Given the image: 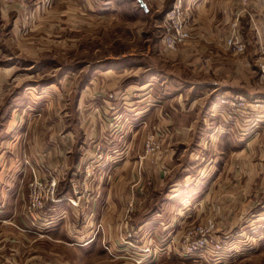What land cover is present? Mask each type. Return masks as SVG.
I'll list each match as a JSON object with an SVG mask.
<instances>
[{"label":"crops","instance_id":"0c3cea01","mask_svg":"<svg viewBox=\"0 0 264 264\" xmlns=\"http://www.w3.org/2000/svg\"><path fill=\"white\" fill-rule=\"evenodd\" d=\"M167 1H153L155 7L152 11H159L168 3ZM182 1L189 11L188 26L191 37L174 51L156 50L155 57V60L171 65V70L176 65L183 67V69L178 68L177 76L184 79L178 95L173 101L169 98L160 100L155 94L151 97L150 93L161 91L163 86L162 83H153L149 78L141 83L121 86L117 90L135 91L138 96L146 95L147 99L144 98L146 103L141 102L139 97L138 100L127 103L130 110L127 119L129 118L133 125L138 124L139 120L134 118L140 115L139 111L146 105L150 114L147 122L163 124L167 128L164 139L171 145L162 150L157 162L160 165L154 166L151 163L148 165L147 184L141 182L137 174V161L132 159L129 163L126 161L127 165H125L126 162L124 164L122 159L114 157L110 164L102 160L97 161L93 179L90 178L91 181L87 185L83 181L80 186H84L85 189L74 195L70 190L71 185L73 186L71 179L75 183L82 180L84 175L82 165L86 159L93 156V144L85 152L80 151L79 155H73L70 152L75 150L74 127L61 132L58 114L50 119L49 116H41L48 124L45 134L38 127L41 117H36L35 112H31L32 116L29 117L28 104L20 106V102L7 100L6 90H2L3 85L0 84V260L3 261L0 264L7 262L9 264H107L111 259H107L108 255L103 246L97 247L94 240L89 242L88 239L94 234L99 237V241L100 237H104L107 249L116 255L122 253L123 247L119 246V241L122 240L121 219L125 198L127 199L124 196V188L132 187L140 194L141 189L146 186L153 192L144 198H160L161 210L170 207L172 201L185 205L186 208L190 199L197 198L194 195L196 186L193 183L198 182V179L193 182L192 173L199 171L229 173L236 169L237 165L233 162L236 151L230 147V141L245 139L249 134L247 129L251 121L245 113H239L240 109L236 108L233 109L232 116L227 115L226 118L224 112L227 105L221 100L235 96L243 99L258 96L254 98L264 100V85L260 86L256 79V61L259 53L264 51V0ZM121 4L123 2L118 3ZM39 7L35 5L33 10ZM144 11L148 12L151 9L145 4ZM15 15L9 9V5L0 0V23L6 24L9 16ZM12 20L8 22L13 28L17 20ZM232 23L236 24L237 31L245 41V49L241 53L233 52L225 45V38L231 31ZM160 69L152 67L147 74L157 75L161 73ZM158 75L162 76V74ZM111 103L104 99L99 103V107L106 111L111 107ZM96 104L97 102L92 101L87 103L86 107ZM23 107L26 110L19 112L18 109L23 110ZM168 107L173 110L169 112ZM198 107L204 108L203 115L189 118L188 116ZM153 108L157 116H154ZM117 115L113 118L116 122L121 121L122 117ZM105 119L107 116L86 117L83 131L85 134L88 133L87 137H93L94 141L100 140L99 135L95 136L92 133L93 124H105ZM259 134L261 136L262 131ZM23 135L25 138L22 140ZM190 140L198 142L196 147L191 148L192 150L183 146L177 151L173 147L175 141ZM205 140H209L208 145ZM201 142L203 145L199 146ZM215 143L217 148H214ZM115 154L120 155L121 149L118 148ZM184 156H187L186 159H183ZM245 164H243L244 173ZM238 166L241 168V163ZM248 166L250 167V162ZM32 174L40 180L49 177L56 179L60 194H57L59 200L48 202L35 214L27 212L24 207L26 182ZM213 180L214 178L210 179L208 188L214 184ZM227 182L229 185L235 184L233 181ZM242 183L248 188L251 187L250 180L244 179ZM220 185L218 181L217 186ZM245 199L246 196L244 201ZM70 200L77 204H72ZM247 201L251 202V198L249 197ZM183 207L180 206V209L183 210ZM160 209L155 210L156 216L161 214ZM182 210L177 218L179 222L192 216V213ZM159 217H143L139 220L135 216L133 219L135 224H132L135 226L138 222L139 230L143 228L155 234L153 232L155 228L160 230L168 223ZM249 220L251 218L245 221L249 224ZM98 222L100 228L95 227ZM93 232L95 233L92 234ZM262 238L255 244L251 242L253 237L248 235V240L244 241L243 245H236L234 238L228 239L223 249L226 259L222 264H264V236ZM95 251L99 252V258H92ZM174 251L170 256L177 257L178 260L163 262L149 260L143 264L192 263L187 260L193 255L180 257ZM166 255L159 254V256ZM194 258H198L197 261L204 264L213 262H206L204 255H195Z\"/></svg>","mask_w":264,"mask_h":264},{"label":"rangeland","instance_id":"374dc122","mask_svg":"<svg viewBox=\"0 0 264 264\" xmlns=\"http://www.w3.org/2000/svg\"><path fill=\"white\" fill-rule=\"evenodd\" d=\"M153 1L155 0H143L151 9L145 12L137 0H15L10 2L9 9L16 15L9 16L6 24L0 23V84L3 85L2 90H6L5 98L20 102V106L28 104L29 117L32 116L31 112H35L36 117L49 116V119L58 114L61 132L74 127L75 150L70 152L73 155H79L80 151L85 152L93 144V156L86 159L82 165L84 174L82 180L75 183L71 179L73 186L71 185L70 190L74 195L85 189L84 186H80L83 181L87 185L91 181L89 179H93L95 165L100 160L110 164L114 157L122 159L124 164L132 159L137 161V174L141 182L147 184L148 165L150 163L154 166L160 165L157 162L162 150L171 145L164 139L167 132L166 125L147 122L150 114L146 105L139 111L140 115L134 118L139 120L138 124L133 125L132 121L127 119L130 114L127 103L138 97L141 102L146 103L144 100L146 95L138 96L135 91H117L121 86L141 83L149 78L153 83H162L163 86L161 91L150 93L151 97L155 94L160 100L169 98L173 101L183 84L184 79L177 76L180 66L176 65L171 70V65L155 60L158 49L170 51L160 42L159 34L162 17L172 7L174 0H168L159 11H152L155 7ZM120 2L123 4L118 5ZM35 5L40 7L33 10ZM12 19L17 20L13 28L8 22V20L12 22ZM152 67L161 68V73L158 74L162 76L147 74ZM256 79L260 86L264 85L258 80L257 71ZM254 97L258 96H253L251 99ZM104 99L112 102L111 107L106 111L99 107V103ZM92 101L97 104L87 108V103ZM168 108L169 112L173 110L171 107ZM161 109L163 113V108ZM25 110V108L18 109L19 112ZM152 111L155 113L154 116H157L154 108ZM203 112L204 108L198 107L188 117H201ZM239 113H245L250 118L251 124L245 139L230 141V147L236 151V156L233 158V162L237 165L236 169L229 173L211 171L192 173L193 182L198 179V182L193 183L196 186L194 195L197 198L190 199L186 208L185 205L172 201L170 207L161 210L160 198H144L153 192L146 186L140 188V194L132 187L124 188V196L127 199L125 198L121 219L122 240L119 241V246L123 247L122 253L116 255L107 249L104 237H100L99 241L95 232L88 239L89 242L94 240L97 247L103 246L108 255L107 259L112 260L107 264H137L136 259L146 260L144 263L149 260L158 262L178 260L179 258L170 256L174 250L165 254L166 256L153 255L152 244H147L146 239H155L153 245L162 246L170 238L176 241L182 226L204 222L207 219L214 220L220 236L228 235L223 236L225 241L234 238L236 245H243L250 235L253 237L251 242L255 244L260 242V238L264 236V103L257 110L246 108L240 109ZM117 114L122 117L121 121L116 122L113 118ZM89 115L98 118L107 116L105 124H93L92 133L95 136L99 135L100 140L94 141L93 137H87L88 133L85 134L83 131V127L86 126L84 119ZM224 115L228 118L226 110ZM47 125L41 117L38 127L45 134H47ZM154 131L161 134V150L156 158L147 152L144 145V136ZM260 131H262L261 136ZM23 138L24 135L22 140ZM196 143L198 142L195 140L175 141L173 147L177 151L183 146L191 149L196 147ZM205 143L208 145L209 140H205ZM200 145L203 143L201 142ZM118 148L121 149L120 155L115 154ZM214 148H217L216 143ZM186 157L184 156L183 159ZM240 163L241 168L238 166ZM244 163H246L245 173ZM124 174L127 175L126 172ZM211 178H214V184L208 188ZM33 179H38L35 174L27 180L25 188L24 207L29 213L31 212L27 208L30 195L28 183ZM244 179L251 181L250 188L244 186L242 183ZM218 181L221 183L220 186H217ZM227 181H233L235 184L229 185ZM57 185L56 181L55 201L59 200L58 195H60ZM249 197L251 202L247 201ZM70 201L72 204H77L73 200ZM48 202L53 201L48 200L46 204ZM180 206H184L183 210L187 213H192L190 218L183 219L184 222L183 220L179 222L177 219L182 210ZM157 208L161 210L158 216L155 214ZM135 216L139 220L143 217L160 216V219L168 223L161 228L162 231L155 228L153 234L143 228L139 230L138 222L133 226ZM248 218H251L249 224L245 221ZM95 227L100 228L99 222ZM131 229L134 231L135 240L126 241L125 234ZM174 244L176 245V242ZM179 256L182 257L180 254ZM92 258H99V252H93ZM204 259L206 262H212L208 256ZM197 260L198 258L193 256L187 261L195 264L203 263Z\"/></svg>","mask_w":264,"mask_h":264},{"label":"built area","instance_id":"2783aa9c","mask_svg":"<svg viewBox=\"0 0 264 264\" xmlns=\"http://www.w3.org/2000/svg\"><path fill=\"white\" fill-rule=\"evenodd\" d=\"M6 5L15 0H3ZM245 0H243L244 2ZM189 11L182 0H174L172 7L164 14L161 20V32L159 34L160 42L167 50H175L179 45L183 44L191 37L188 26ZM225 45L233 52L241 53L245 49V41L236 29V24L232 23L231 31L225 38ZM257 78L264 83V51L259 53L256 61ZM222 103L227 105V115L231 116L234 108L257 110L264 102L261 99L246 100L239 96L230 99L224 98ZM144 145L147 152L156 158L161 150V134L159 132H149L144 136ZM30 189L28 210L35 214L44 207L48 200L55 201L56 195V179L49 180L33 179L29 181ZM35 211V212H34ZM127 240H135L134 231L128 230L125 234ZM147 244H152L153 255L163 253L167 254L172 250L180 251L181 256L204 255L211 258L212 264H222L224 258L223 249H225L226 241L220 236L216 229L213 219H207L204 222L189 223L180 229L178 239L174 241L170 238L166 244L162 246L153 245L155 239L147 238ZM176 242V245L174 244ZM146 261V260H145ZM142 259H136L137 264L145 262Z\"/></svg>","mask_w":264,"mask_h":264},{"label":"water","instance_id":"95a60500","mask_svg":"<svg viewBox=\"0 0 264 264\" xmlns=\"http://www.w3.org/2000/svg\"><path fill=\"white\" fill-rule=\"evenodd\" d=\"M138 2H139V4L142 6V7H144L145 8V4L143 3V1L142 0H137Z\"/></svg>","mask_w":264,"mask_h":264},{"label":"trees","instance_id":"16d2710c","mask_svg":"<svg viewBox=\"0 0 264 264\" xmlns=\"http://www.w3.org/2000/svg\"><path fill=\"white\" fill-rule=\"evenodd\" d=\"M165 13V12H164Z\"/></svg>","mask_w":264,"mask_h":264}]
</instances>
